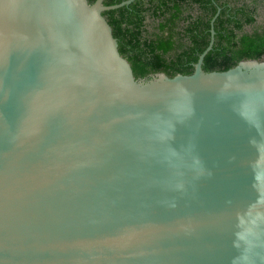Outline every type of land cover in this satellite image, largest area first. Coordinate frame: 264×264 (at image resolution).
<instances>
[{
	"label": "water",
	"instance_id": "water-1",
	"mask_svg": "<svg viewBox=\"0 0 264 264\" xmlns=\"http://www.w3.org/2000/svg\"><path fill=\"white\" fill-rule=\"evenodd\" d=\"M133 1L0 0V264H264V59L139 79Z\"/></svg>",
	"mask_w": 264,
	"mask_h": 264
},
{
	"label": "trees",
	"instance_id": "trees-1",
	"mask_svg": "<svg viewBox=\"0 0 264 264\" xmlns=\"http://www.w3.org/2000/svg\"><path fill=\"white\" fill-rule=\"evenodd\" d=\"M122 1L104 0V4ZM263 1L134 0L104 15L136 77L150 79L158 72L192 74L210 44L212 27L215 41L204 59L205 71L228 70L243 59H264V25H259Z\"/></svg>",
	"mask_w": 264,
	"mask_h": 264
},
{
	"label": "rangeland",
	"instance_id": "rangeland-1",
	"mask_svg": "<svg viewBox=\"0 0 264 264\" xmlns=\"http://www.w3.org/2000/svg\"><path fill=\"white\" fill-rule=\"evenodd\" d=\"M260 17H259V25H264V1L261 2L260 7ZM254 28L249 27L248 31H253Z\"/></svg>",
	"mask_w": 264,
	"mask_h": 264
}]
</instances>
